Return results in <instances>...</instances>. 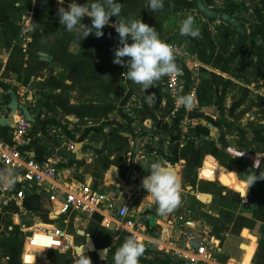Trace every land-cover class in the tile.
<instances>
[{
	"label": "crops",
	"instance_id": "obj_1",
	"mask_svg": "<svg viewBox=\"0 0 264 264\" xmlns=\"http://www.w3.org/2000/svg\"><path fill=\"white\" fill-rule=\"evenodd\" d=\"M214 1L164 0L162 9L152 11L148 0H119L122 11L110 23H153L167 40L186 18L198 16L199 35L182 37L194 58L179 63L180 90L171 91L162 77L145 92L113 63L119 41L113 27L105 26L100 38L90 34L79 47L76 34L59 23L57 0H41L26 14L30 32L22 42L18 21L26 2L0 0V135L11 143L14 115L24 111L33 129L23 150L40 162L54 152L62 155V184L116 192L120 204L131 201L155 241L147 247L158 249L160 260L184 259L171 243L179 251L206 243L224 264H264V180L248 189L244 183L252 172L264 171V108L247 107L254 83L264 85V42L258 43L256 31L261 22L264 28V0H242L246 21L215 10ZM188 95L191 107L178 102ZM132 98L142 103L134 115L124 108ZM257 159L261 167L254 170ZM158 160L173 166L179 179L180 202L163 216L142 187ZM7 171L0 161V175ZM104 214H61L45 186L28 191L22 200L0 205V264H64V250L28 245L34 229L36 235L60 231L74 259L99 261L98 250L109 247L111 235H125L108 227ZM88 244L93 247L79 251Z\"/></svg>",
	"mask_w": 264,
	"mask_h": 264
},
{
	"label": "clouds",
	"instance_id": "obj_2",
	"mask_svg": "<svg viewBox=\"0 0 264 264\" xmlns=\"http://www.w3.org/2000/svg\"><path fill=\"white\" fill-rule=\"evenodd\" d=\"M59 23L69 33L76 34L77 43L87 38L90 34L100 38L105 26L113 27L119 36V41L114 49L113 63L125 67L123 73L131 82L138 84L146 92L153 87L156 81L164 76H176L180 69L175 62V50L163 41L155 27L149 26L136 19H122L119 23H110V18L117 17L122 11L119 0H87L80 4L77 0H69L67 9L65 0H57ZM149 9L155 11L164 7V0H148ZM90 19V24L83 22L84 18ZM192 17L186 18L180 27L182 36L197 37L199 32L193 27ZM129 39L131 43H129ZM127 58V59H124ZM148 98L153 99L152 95ZM178 102L186 107L193 105L190 95L178 98ZM253 169L261 167L260 160L253 163ZM18 176L11 171L0 175V181L6 182L11 188ZM257 180H264V171L257 176L255 171L247 176L244 181L247 189ZM142 187L147 191V197L157 206L159 215H167L179 204V179L173 166L166 161H155L150 165L149 173L142 179ZM246 195V194H245ZM110 249H105L107 253ZM145 252V244L135 237H128L113 254L114 264H139V258ZM80 264H91L86 257Z\"/></svg>",
	"mask_w": 264,
	"mask_h": 264
},
{
	"label": "built area",
	"instance_id": "obj_3",
	"mask_svg": "<svg viewBox=\"0 0 264 264\" xmlns=\"http://www.w3.org/2000/svg\"><path fill=\"white\" fill-rule=\"evenodd\" d=\"M33 1V5H35L41 0ZM227 1L230 0H221L220 3L225 6ZM27 18L28 15L21 17V31L25 32L26 40L29 36ZM163 41L173 47L176 53L175 62L180 69V74L164 77L170 90L177 92L182 86V71L179 63L182 60H192L194 54L179 42L167 39ZM133 102L131 104L135 106L136 101ZM32 129L33 122L28 115L22 110H17L14 115L12 142L9 143L0 135V161L14 176L19 177L11 188L7 186L6 182H0V205H6L11 201H20L26 196V192L45 186L50 200L53 203H57V210L61 214H68L72 211L82 212L86 215L102 212L113 220V222H108L107 226L109 227L114 223L116 232H121L127 237H135L146 246L154 244L155 241L148 234L147 227L137 217L136 212H132L131 201L120 204L119 196L116 192L99 193L93 191L87 185L66 187L59 182L58 178V164L65 160L62 155L54 152L50 154L47 161L40 162L24 151L23 149L30 142ZM179 220L183 221L184 217L180 216ZM173 221V218L166 219L168 225H172ZM36 232L37 229L32 230L28 238L31 244L35 243ZM45 234V238L39 241L41 244L37 245L46 246L47 244L42 243L50 242V248L62 250L69 248L67 237L60 231L51 232L45 230ZM172 245L173 243H171V250L183 257L187 264H224L218 261L212 247H209L206 243L200 244L196 248L188 245L184 251H179Z\"/></svg>",
	"mask_w": 264,
	"mask_h": 264
},
{
	"label": "rangeland",
	"instance_id": "obj_4",
	"mask_svg": "<svg viewBox=\"0 0 264 264\" xmlns=\"http://www.w3.org/2000/svg\"><path fill=\"white\" fill-rule=\"evenodd\" d=\"M24 2H26V6L23 10V13L21 16H19V25L21 26V29H22V24H21V17L23 15H26L28 12L31 11V6L33 5L34 1L33 0H23ZM236 1H239V0H236ZM221 0H215L213 3H211L212 7L216 10H225L224 9V6L220 3ZM241 5H244V3H242V0H241ZM36 5V4H35ZM223 6V7H222ZM243 11H248V8H246L245 6H242V8L236 12V15L239 14L240 17H242V19L244 21H246V19H244V17L242 16L243 15ZM191 17L193 18L194 20V23H196L195 21L198 19V16L197 17H194L191 15ZM198 21V20H197ZM249 22V20H248ZM260 23V22H259ZM262 23L261 22L259 25H260V28H258L256 31H259V35L260 37L257 38V40H259V42L256 40V42L258 43H261L263 44L264 42V28H262ZM180 25V24H179ZM149 26H153V23H149ZM172 28H179V26L176 24V25H171ZM193 27H194V24H193ZM29 29V28H28ZM180 30V28H179ZM29 32H30V29H29ZM257 33V32H256ZM29 34V33H28ZM175 36H170L172 37L171 39L173 41H176V42H179L181 44H183L187 49L188 48V45H186L182 40V35L180 34V31L177 33V34H174ZM176 38V39H175ZM162 40H166L167 38H161ZM19 40H22V42H26V35H25V32L21 31L20 35H19ZM262 46V45H261ZM256 47V46H255ZM260 51H259V50ZM190 50V49H189ZM255 50H257L258 54H256V52H254V55H258L260 56L261 55V49L260 48H255ZM181 62H184L183 60ZM264 72V69L262 70V73ZM183 80V79H182ZM255 86L254 88L250 89V92L248 93V99L251 101L249 102V104L247 105V107H250L252 108L253 110H256V109H259V108H264V100H262V97L260 98V93L259 92H262L264 91V85H260L258 84L257 82L254 83ZM251 87V86H250ZM253 87V86H252ZM257 90V92H253V91ZM264 93V92H263ZM252 94V95H251ZM133 101H136L135 102V106L131 104V102ZM134 103V102H133ZM141 105L142 103L138 100V99H130L127 101V103H125V111L127 112V114H130V115H134L140 108H141ZM118 235V234H117ZM112 238L110 240V243H109V247L106 248V249H110V252H109V256L108 258L102 260V259H99V261H90L91 264H114L113 262V254L115 253V251L117 250V248L125 241L126 238H128L126 235H118L119 237L117 238L116 235H111ZM158 250V249H157ZM155 249V251L149 247H147L145 245V252L144 254L139 258V264H187L186 260L185 259H182L180 258L179 260H177L178 258L176 257H172L170 260H160L161 258V255L159 256L158 253H156L157 251ZM153 251H154V254H153ZM160 257V258H159ZM61 258L63 259L64 261V264H80L81 262V259H74L73 258V253L71 251H67V250H64V253L61 254ZM223 263V262H221ZM232 263H236V260H233Z\"/></svg>",
	"mask_w": 264,
	"mask_h": 264
},
{
	"label": "bare ground",
	"instance_id": "obj_5",
	"mask_svg": "<svg viewBox=\"0 0 264 264\" xmlns=\"http://www.w3.org/2000/svg\"><path fill=\"white\" fill-rule=\"evenodd\" d=\"M211 165H209V167H210ZM210 170V169H209ZM209 174V173H208ZM224 180V182H226L228 185H232L233 187H235V188H237V189H239V190H243V186H239V185H236L235 183H232L230 180H226L225 178L223 179ZM61 183V182H60ZM63 185H65V184H63ZM66 187H70V186H67V185H65ZM104 219H105V222H106V224L108 223V222H113V220L110 218V217H108L106 214H105V217H104ZM113 226H114V228H115V224L113 223L112 224ZM45 234H38V235H36V238H35V240H34V244H31L30 243V241L28 240V245L30 246V247H33V248H37V249H39V248H41L42 246H40V245H37V244H41V243H39V241L41 240V239H43V238H45ZM49 243V245H50V242H48ZM49 245H48V247H49ZM89 247L90 248H92L93 246L90 244H88V246L87 247H85V248H82V250L80 249L79 251H86L87 249H89ZM48 249H50V247L48 248ZM59 249V248H58ZM103 256H105V253L104 252H102L101 253Z\"/></svg>",
	"mask_w": 264,
	"mask_h": 264
},
{
	"label": "trees",
	"instance_id": "obj_6",
	"mask_svg": "<svg viewBox=\"0 0 264 264\" xmlns=\"http://www.w3.org/2000/svg\"><path fill=\"white\" fill-rule=\"evenodd\" d=\"M243 5L239 4L238 2L236 1H227L225 3V10L228 12V13H235L237 12L238 10H240L242 8Z\"/></svg>",
	"mask_w": 264,
	"mask_h": 264
},
{
	"label": "water",
	"instance_id": "obj_7",
	"mask_svg": "<svg viewBox=\"0 0 264 264\" xmlns=\"http://www.w3.org/2000/svg\"><path fill=\"white\" fill-rule=\"evenodd\" d=\"M104 250H105V249H100V250H98V252H99V256H100L101 259H105V258H106V255L103 256V255L101 254L102 252H104Z\"/></svg>",
	"mask_w": 264,
	"mask_h": 264
}]
</instances>
